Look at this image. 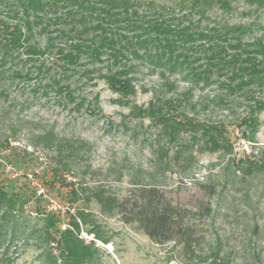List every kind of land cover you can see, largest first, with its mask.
<instances>
[{
  "label": "rangeland",
  "instance_id": "374dc122",
  "mask_svg": "<svg viewBox=\"0 0 264 264\" xmlns=\"http://www.w3.org/2000/svg\"><path fill=\"white\" fill-rule=\"evenodd\" d=\"M139 1L146 11L149 6L153 11L166 7L181 23L192 19L194 28L245 25L246 41L264 42V8L248 0H229L230 9L215 3L202 18L191 7L193 0ZM197 55L205 57L199 51ZM42 62L28 61L21 53L0 67V90L6 92L0 94V172L6 185L14 182L31 196L26 215L35 231L34 238L19 240L7 254L1 248L0 264H49L43 257V217L35 212L37 203L45 214L55 215L62 230L79 223L78 236L96 249L87 264H200V258L186 254L182 245L157 243L120 214L103 212L93 197L103 190L122 198L135 187H155L173 204L198 213L191 220L201 241L195 255H210L219 248L230 264H264V111L255 139L249 141L239 124L247 114L245 102L215 108V93L221 92L215 81L192 89L187 101L183 97L191 88L188 80L173 76L171 80L178 81L169 89L165 79L138 59L133 76L137 92L124 97L100 76L106 62H85L66 76L53 57L39 73ZM13 70L30 75L18 77ZM55 79L70 85L72 94L60 89ZM155 97L181 99L185 115L226 125L230 146L206 149L204 140L197 138L202 130L190 126L172 138L162 124L135 108L147 107ZM51 128L89 140L92 149L85 160L59 166L53 151L31 145L33 133ZM164 150L167 156L161 154ZM252 161L257 166H251Z\"/></svg>",
  "mask_w": 264,
  "mask_h": 264
},
{
  "label": "trees",
  "instance_id": "16d2710c",
  "mask_svg": "<svg viewBox=\"0 0 264 264\" xmlns=\"http://www.w3.org/2000/svg\"><path fill=\"white\" fill-rule=\"evenodd\" d=\"M248 1L264 8V0ZM140 2L0 0V67L4 68L21 53L28 61H43L37 68L39 73L43 72L47 58H56L63 76L76 72L85 62L93 65L106 62V71L100 76L112 91L128 97L137 92L133 76L138 73L139 65L134 61L140 59L148 63L149 70L165 79L169 89H175L178 81L171 80L173 76L188 80L191 88L183 97L187 101L192 97V89L215 81L221 89L215 93V108L220 105L230 108L245 102L247 114L240 117L239 124L244 128V138L253 141L264 111L262 39L246 41L243 35L248 26L241 24L194 28L192 19L181 23V19L167 13L166 7L158 6L153 11L149 6L150 10L146 11ZM215 3L231 8L229 0H193L191 7L202 18ZM198 51L205 57L197 55ZM86 71L88 74L89 69ZM13 74L23 77L30 72L24 75L13 70ZM54 82L72 94L70 85L64 86L56 79ZM0 94L6 92L0 90ZM135 108L140 115L162 124L172 138L190 126L202 130L197 138L204 140L206 149L215 151L231 144L226 125L185 115L181 99L155 97L147 107ZM31 145L53 151L54 161L63 167L85 160L92 149L89 140L60 135L54 128L33 133ZM161 154L168 153L164 150ZM257 164L251 162V166ZM135 188L122 198L103 190L95 191L93 197L103 212L120 214L125 223L134 225L157 243L174 241L183 246L186 254L198 256L200 264H230L219 248L210 255H195L194 248L201 241L191 220L198 213L173 204L155 187ZM30 201L26 189L14 182L6 185L0 172V249L5 247L6 254L19 240L35 237L26 215ZM35 212L43 217L39 236L46 246L43 255L46 262L87 264L94 259V244L78 236L77 221L72 223L73 228L62 230L55 215L45 214L40 203L36 204Z\"/></svg>",
  "mask_w": 264,
  "mask_h": 264
}]
</instances>
